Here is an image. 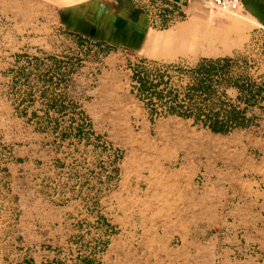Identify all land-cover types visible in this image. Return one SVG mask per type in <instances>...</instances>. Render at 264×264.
<instances>
[{"label": "rangeland", "instance_id": "rangeland-1", "mask_svg": "<svg viewBox=\"0 0 264 264\" xmlns=\"http://www.w3.org/2000/svg\"><path fill=\"white\" fill-rule=\"evenodd\" d=\"M50 3L0 0V264H74L79 254L100 264L115 258L113 234L131 228L135 237L126 238L143 249L149 226L162 228L173 248L196 240L198 264H264V245H242L241 237V249L224 252L215 215L199 206L192 217L205 170L238 163L232 135L176 116L150 118L131 78L136 65H191L229 53L264 86V31L246 25L243 13L208 7L183 54L144 60L66 31ZM165 36L158 34L155 45L169 48L172 42L159 39ZM50 97L65 111L46 114ZM249 114L264 125V96ZM213 197L217 203L226 193L218 189ZM121 214L125 223L110 234L99 217Z\"/></svg>", "mask_w": 264, "mask_h": 264}, {"label": "crops", "instance_id": "crops-1", "mask_svg": "<svg viewBox=\"0 0 264 264\" xmlns=\"http://www.w3.org/2000/svg\"><path fill=\"white\" fill-rule=\"evenodd\" d=\"M241 1L245 24L264 31V0ZM50 4L56 11L58 24L66 31L98 46L123 49L144 60L178 58L187 49V39L196 29L197 21L208 16V6L201 0H51ZM151 5L157 7L155 10L165 7L164 13L176 8L182 18L169 20L166 24L154 23ZM164 13L158 15L162 23L166 22L167 13ZM231 23L228 19V25ZM170 30V33H164ZM158 34L170 36L159 38L168 45L172 42L169 48L155 45ZM208 35L210 38V33ZM151 51L158 56H151ZM219 56L230 55L215 53L211 57ZM229 134L235 143L236 167L205 170V181L201 190L194 186L197 196L191 204V210L195 212L192 217H198L199 206L202 211L215 215L222 242L226 244L221 250L227 253L239 250L251 241L264 245V125L235 129ZM172 184L174 187L180 185L179 182ZM218 189L226 193V198L216 203L213 196ZM204 198L206 202H203ZM127 217L121 214L119 218L106 219L113 228H119ZM145 232L143 249L132 247L131 239L126 238H134L135 230L125 228L113 234L110 245L115 258L104 259L100 264H198L197 241L192 237L181 240L173 248L162 228L149 226ZM241 237L246 242L242 245L239 243ZM144 253L147 255L145 259Z\"/></svg>", "mask_w": 264, "mask_h": 264}, {"label": "trees", "instance_id": "trees-1", "mask_svg": "<svg viewBox=\"0 0 264 264\" xmlns=\"http://www.w3.org/2000/svg\"><path fill=\"white\" fill-rule=\"evenodd\" d=\"M238 61V57L219 56L200 57L191 65H136L131 77L133 90L150 118L176 116L212 133L226 135L255 124V115L249 112L264 96V86L239 70L243 66H238ZM41 92L45 96V87ZM66 107L63 101L50 97L45 113L64 112ZM83 127L82 123L77 124L76 134L83 133ZM99 218L106 221V231L111 234L113 226L103 216ZM107 245L108 239L103 240L99 250L104 251ZM42 264L68 263L54 258ZM74 264H98V260L90 254H79Z\"/></svg>", "mask_w": 264, "mask_h": 264}, {"label": "built area", "instance_id": "built-area-1", "mask_svg": "<svg viewBox=\"0 0 264 264\" xmlns=\"http://www.w3.org/2000/svg\"><path fill=\"white\" fill-rule=\"evenodd\" d=\"M201 1L205 3L210 9L215 8L232 13H239V12L242 13L244 11V5L241 0H201ZM155 8L157 7L153 5L150 6L152 21L154 23L166 24L167 21L169 20L182 18V13L178 9L174 8V9H170L171 11L169 13H167V11L165 12L167 13V16L165 17L166 22L162 23L159 21L158 15L160 13H164L165 9L163 8L165 7H162V9L160 10H155Z\"/></svg>", "mask_w": 264, "mask_h": 264}, {"label": "bare ground", "instance_id": "bare-ground-1", "mask_svg": "<svg viewBox=\"0 0 264 264\" xmlns=\"http://www.w3.org/2000/svg\"><path fill=\"white\" fill-rule=\"evenodd\" d=\"M207 38H209V37H207ZM210 39V38H209Z\"/></svg>", "mask_w": 264, "mask_h": 264}]
</instances>
